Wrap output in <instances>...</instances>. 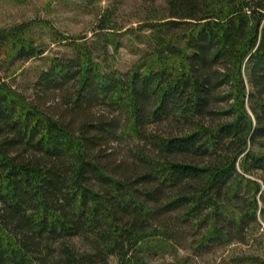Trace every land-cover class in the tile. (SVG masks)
Listing matches in <instances>:
<instances>
[{"label": "trees", "instance_id": "1", "mask_svg": "<svg viewBox=\"0 0 264 264\" xmlns=\"http://www.w3.org/2000/svg\"><path fill=\"white\" fill-rule=\"evenodd\" d=\"M141 2L0 28V264H264V0Z\"/></svg>", "mask_w": 264, "mask_h": 264}, {"label": "rangeland", "instance_id": "2", "mask_svg": "<svg viewBox=\"0 0 264 264\" xmlns=\"http://www.w3.org/2000/svg\"><path fill=\"white\" fill-rule=\"evenodd\" d=\"M45 0H25L24 4H16L5 0H0V28H6L23 20H45L48 21L57 31L69 37L86 35L92 37L95 16L103 11H110L111 18L116 22L121 32L136 30L144 23L146 17L144 4L141 0H96L95 5L90 10L83 12L79 8H71L66 5H51L47 8ZM159 5V4H157ZM124 42V41H123ZM49 45V42H47ZM50 50L57 52L55 45L49 46ZM136 60V56L128 48V43L124 42L120 50L118 66L122 73L128 71ZM32 63L25 66L29 68ZM261 230L259 234L264 235V221L260 219ZM264 249V241L259 243ZM258 247L255 244V248ZM234 246L208 254L198 261V264H232V257L237 254ZM179 257L185 255L180 251ZM264 256V250L261 253ZM172 257L166 256V264H172Z\"/></svg>", "mask_w": 264, "mask_h": 264}]
</instances>
